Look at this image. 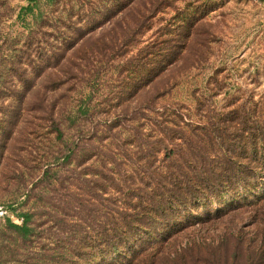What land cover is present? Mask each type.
I'll return each mask as SVG.
<instances>
[{"label": "trees", "instance_id": "1", "mask_svg": "<svg viewBox=\"0 0 264 264\" xmlns=\"http://www.w3.org/2000/svg\"><path fill=\"white\" fill-rule=\"evenodd\" d=\"M76 1L79 5L55 7L57 16L45 17L19 48L12 46L10 54L17 60H4L12 65L1 69L17 74V65L29 66L32 75L24 76V69L20 90L11 91L20 101L43 91L41 107L60 145L41 166H32L27 179L26 172L19 175L16 184L25 190V210L18 214L23 222L0 230V264L233 262L241 252V238L232 254H219L214 239L190 233L223 212L264 198V107L251 102L216 116L215 108H209L194 120L171 106L156 116L136 111L132 121L126 104L85 135L80 132L84 125L94 123L90 96L75 100L72 92H51L82 84L84 91L92 77L90 64L118 60L121 71H128L121 79V100L140 96L193 48L200 19L195 12L189 16L178 10L173 27L162 25L145 42L141 36L162 3H142V8V0L132 7L127 4L131 0ZM132 43L137 51L131 49L126 57ZM47 95L54 100L44 108ZM142 117L151 124L148 134ZM72 129L78 134L73 136ZM7 137L11 143L14 137ZM230 235L221 241H229Z\"/></svg>", "mask_w": 264, "mask_h": 264}, {"label": "rangeland", "instance_id": "2", "mask_svg": "<svg viewBox=\"0 0 264 264\" xmlns=\"http://www.w3.org/2000/svg\"><path fill=\"white\" fill-rule=\"evenodd\" d=\"M66 1L36 0L38 6L22 11L24 6L35 5L36 2L0 0V154H3L0 156V207L9 212L7 217L0 216V230L7 224L23 222L17 221L22 218L18 214L25 210V206L21 204L24 200V187L16 184L19 175L26 172L23 178L27 179L32 166H41L50 152L58 150L60 145L54 140L49 129L51 122L45 109L41 107L43 91L30 94L23 101L17 99L18 93L11 91L20 90L24 69V76L27 73L32 75L29 66L17 65V74H6L1 69L12 65L7 61L17 60L16 56L10 54L12 46L19 48L25 37L38 29L42 19L57 16L55 7L59 6L61 10L74 2L79 5L76 0ZM152 2L162 3L161 8L150 18V26L145 29L141 38L145 42L150 41L162 25L171 26L178 10L186 15L195 12L200 20L193 36V48L187 49L184 59L173 70L146 87L140 96L136 94L133 98L124 97L121 100V79L128 71H121L117 66L118 60H112L111 63L95 61L90 64L87 68L90 69L88 77H92L89 83L84 84V91L83 84L74 90L66 91L64 88L50 91L51 95L72 92L75 100L90 96V115L92 114L94 123H86L85 130L80 132L88 134V130H92L98 120L120 114L126 104H129L132 121L139 114L136 111L156 116L171 106L181 108L186 117L190 116L194 120L202 118L209 108H215L216 116L220 110L229 107L241 109L251 102L257 103L259 108L264 107V0H142L138 5L143 8L145 6L142 3ZM136 3L131 0L127 4L132 7ZM86 9L87 5L83 11ZM74 15L79 16L76 13ZM50 28L57 33L53 25ZM101 30L98 29L96 35ZM89 45H93V42ZM135 45L132 43L129 46L130 51L126 52V57L133 54L131 49H134V53L137 51ZM157 92L164 94L154 101L151 97ZM51 95H47L50 96L49 103L43 102L44 108H49L54 100ZM12 99L16 103L10 105ZM200 102L202 104L198 106ZM145 118L140 120L145 122L148 134L152 129ZM131 124L138 123L136 121ZM7 134L14 137L11 143ZM71 134L77 135L78 131L76 133L72 129ZM3 144L5 146L2 148ZM220 206L224 208L226 204ZM190 234L214 239L215 253L219 254H232L237 246L235 240L239 237L242 240L239 242H242L241 252L229 264H264V198L248 203L242 209L223 212L220 218H214L213 222L206 223ZM230 234H233L232 239L221 241L222 238L231 236ZM186 239L184 237L183 240ZM0 248L3 249V246ZM246 249L249 251L246 252Z\"/></svg>", "mask_w": 264, "mask_h": 264}, {"label": "built area", "instance_id": "3", "mask_svg": "<svg viewBox=\"0 0 264 264\" xmlns=\"http://www.w3.org/2000/svg\"><path fill=\"white\" fill-rule=\"evenodd\" d=\"M0 216L1 217H7V216H9V212L7 210H4L2 207H0ZM17 221L21 222V221H23V218H19Z\"/></svg>", "mask_w": 264, "mask_h": 264}]
</instances>
